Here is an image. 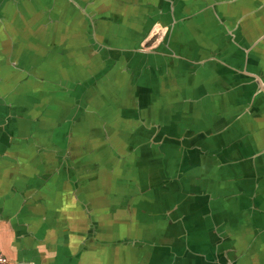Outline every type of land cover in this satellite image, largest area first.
Wrapping results in <instances>:
<instances>
[{
  "label": "crops",
  "instance_id": "obj_1",
  "mask_svg": "<svg viewBox=\"0 0 264 264\" xmlns=\"http://www.w3.org/2000/svg\"><path fill=\"white\" fill-rule=\"evenodd\" d=\"M0 264H264V0H0Z\"/></svg>",
  "mask_w": 264,
  "mask_h": 264
},
{
  "label": "built area",
  "instance_id": "obj_2",
  "mask_svg": "<svg viewBox=\"0 0 264 264\" xmlns=\"http://www.w3.org/2000/svg\"><path fill=\"white\" fill-rule=\"evenodd\" d=\"M4 257L0 255V262L4 261Z\"/></svg>",
  "mask_w": 264,
  "mask_h": 264
}]
</instances>
